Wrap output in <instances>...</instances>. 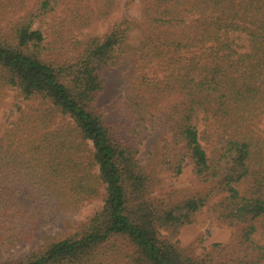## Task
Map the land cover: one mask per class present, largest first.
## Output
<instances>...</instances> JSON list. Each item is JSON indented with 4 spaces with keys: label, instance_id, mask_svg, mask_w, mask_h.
I'll use <instances>...</instances> for the list:
<instances>
[{
    "label": "trees",
    "instance_id": "1",
    "mask_svg": "<svg viewBox=\"0 0 264 264\" xmlns=\"http://www.w3.org/2000/svg\"><path fill=\"white\" fill-rule=\"evenodd\" d=\"M142 1L111 120L99 71L128 56L132 23L80 35L118 1L0 0V107L9 91L21 100L0 136V246H35L0 264H264V0ZM154 125L156 173L189 162L192 192L154 195L161 180L130 144ZM98 197L72 232L40 231ZM200 215L232 236L193 255L177 236Z\"/></svg>",
    "mask_w": 264,
    "mask_h": 264
},
{
    "label": "rangeland",
    "instance_id": "2",
    "mask_svg": "<svg viewBox=\"0 0 264 264\" xmlns=\"http://www.w3.org/2000/svg\"><path fill=\"white\" fill-rule=\"evenodd\" d=\"M116 10L106 21L94 23L81 33V39L87 36H102L109 25L119 22L122 19H128L131 24V30L128 33L126 45L129 49L128 56L119 60L115 66L103 67L99 71V77L102 81V90L97 97V106L104 115L111 120L119 118L118 115H111L109 107L117 99L122 98L127 85V77L132 67L133 59L131 54L140 46L143 40V28L140 25L143 1L142 0H117ZM33 28H40L38 23L32 24ZM239 43L245 44V38L241 37ZM21 105L20 98L15 96L14 91H9L3 99L0 107V136L9 122L16 116V106ZM112 112V111H111ZM163 129L159 125L148 127L139 137L138 144L130 142L138 149L137 158L140 164L150 173H156V157L158 153V143L163 136ZM161 183L155 189L156 196H181L192 192L197 188V183L191 174V165L185 161L182 163L181 173L177 177H170L165 172L157 174ZM28 204L29 202L24 199ZM31 205V204H28ZM102 206L101 197L83 204L79 209L73 212H67L57 217L42 216L40 231L52 235H65L72 232L75 227L83 220L90 217ZM232 236V229L228 228L213 219L200 215L193 226H187L180 229L177 236L178 244L181 248L191 250L193 255H200L205 252L214 242H226ZM39 242V237L37 238ZM35 246L30 243L17 244L12 247L0 246V263L20 258Z\"/></svg>",
    "mask_w": 264,
    "mask_h": 264
}]
</instances>
